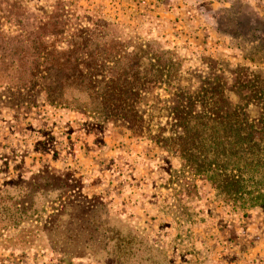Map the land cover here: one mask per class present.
<instances>
[{
    "label": "rangeland",
    "instance_id": "374dc122",
    "mask_svg": "<svg viewBox=\"0 0 264 264\" xmlns=\"http://www.w3.org/2000/svg\"><path fill=\"white\" fill-rule=\"evenodd\" d=\"M22 11L33 20L1 17ZM0 21L43 27L56 47L97 38L113 60L98 79L127 68L143 119L165 135L166 107L196 75L264 73V0H0ZM156 74L166 82L145 83ZM208 235H264V207L232 210L149 137L0 80V264H213L225 249Z\"/></svg>",
    "mask_w": 264,
    "mask_h": 264
},
{
    "label": "trees",
    "instance_id": "16d2710c",
    "mask_svg": "<svg viewBox=\"0 0 264 264\" xmlns=\"http://www.w3.org/2000/svg\"><path fill=\"white\" fill-rule=\"evenodd\" d=\"M25 15L33 20L24 11L1 17L19 25ZM2 23L0 80L14 81L19 91L36 86L49 104L97 115L101 122L126 128L135 139L149 137L165 151L174 152L188 170L204 175L216 197L231 204L232 210L245 215L264 207V107H260L264 104V73L237 65L224 67L219 74L196 75L199 87L178 90L174 103L166 107V118L174 129L165 135L143 119L138 79L127 68L117 76L98 79L97 71L113 60L107 59L111 50H99L97 38L89 36L86 42L56 47L47 42L52 33L43 27L38 31L22 26L14 31L5 30ZM37 33L38 43L34 40ZM157 76L145 83L166 82ZM182 81L187 82L186 77ZM72 90L82 95H73ZM82 199L75 196L71 202Z\"/></svg>",
    "mask_w": 264,
    "mask_h": 264
},
{
    "label": "crops",
    "instance_id": "0c3cea01",
    "mask_svg": "<svg viewBox=\"0 0 264 264\" xmlns=\"http://www.w3.org/2000/svg\"><path fill=\"white\" fill-rule=\"evenodd\" d=\"M208 238L222 243L221 250L225 249L212 251L213 264H264V235H208Z\"/></svg>",
    "mask_w": 264,
    "mask_h": 264
}]
</instances>
